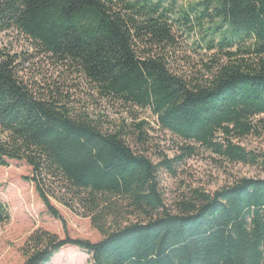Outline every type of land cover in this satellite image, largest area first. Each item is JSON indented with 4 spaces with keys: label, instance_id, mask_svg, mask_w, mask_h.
<instances>
[{
    "label": "trees",
    "instance_id": "1",
    "mask_svg": "<svg viewBox=\"0 0 264 264\" xmlns=\"http://www.w3.org/2000/svg\"><path fill=\"white\" fill-rule=\"evenodd\" d=\"M178 33H197L210 55L196 76L173 68ZM10 34L32 52L5 44ZM83 94L150 112L181 141L176 155L154 162L150 123L132 111L115 130L82 109ZM263 116L264 0H0V168L25 162L52 218L65 225L52 200L78 206L102 235L36 230L23 264H52L66 247L89 264H264V178L192 189L173 206L160 184L201 149L264 172V152L240 143L264 135ZM10 218L0 201V227Z\"/></svg>",
    "mask_w": 264,
    "mask_h": 264
},
{
    "label": "rangeland",
    "instance_id": "2",
    "mask_svg": "<svg viewBox=\"0 0 264 264\" xmlns=\"http://www.w3.org/2000/svg\"><path fill=\"white\" fill-rule=\"evenodd\" d=\"M180 1L186 5L199 0ZM177 39L181 46L176 53L173 68L181 75L196 76V71L203 69L202 61H209L210 55H207L205 51L200 54L197 52L200 45L197 33L191 37L178 33ZM4 43L20 53L32 52L28 44L16 34L6 36ZM32 66L39 68L48 77H54V69L45 61L41 63V60H36L34 64L30 65V68ZM80 101L83 103L82 109L85 108L96 118L104 115L106 123L115 130H119L124 121L132 122L130 115L133 111V114L150 123L153 128L150 131L152 137L150 149L152 151L149 153V157L157 162L159 154L163 153L171 158L176 155L177 147L181 141L170 133L162 131L150 112H140L136 108L127 112L128 108L118 104L105 103L96 95L92 97L88 94L80 95ZM262 119L264 120V116ZM240 143L248 151L264 152V135L250 136L241 140ZM131 146L137 150L133 142ZM198 153L197 157L189 159L184 165L178 167L176 177L161 172V189L166 196L168 205L173 206L182 195L189 193L192 189H203L213 193L242 178H264V172L259 168L220 161L203 149ZM27 177H32V169L25 162L11 161L7 167L0 168V201L8 206L11 215L10 221L0 227V264H23L25 257L22 248L28 237L40 229L61 238L68 236L72 239L86 240L92 243H97L102 239V235L95 229L91 218L86 217L78 206L69 209L52 200V204L65 220V225L52 218L41 202L35 184L25 180ZM109 221V225H116L113 219ZM89 263L90 256L73 247L63 248L52 260V264Z\"/></svg>",
    "mask_w": 264,
    "mask_h": 264
}]
</instances>
